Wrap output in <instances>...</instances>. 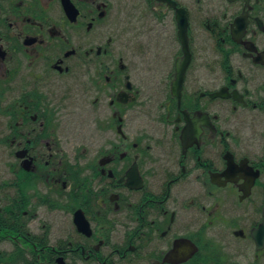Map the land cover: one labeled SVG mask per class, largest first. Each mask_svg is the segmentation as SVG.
<instances>
[{
	"label": "flooded vegetation",
	"instance_id": "flooded-vegetation-1",
	"mask_svg": "<svg viewBox=\"0 0 264 264\" xmlns=\"http://www.w3.org/2000/svg\"><path fill=\"white\" fill-rule=\"evenodd\" d=\"M0 264H264V0H0Z\"/></svg>",
	"mask_w": 264,
	"mask_h": 264
}]
</instances>
